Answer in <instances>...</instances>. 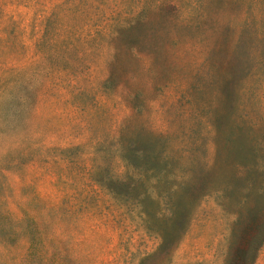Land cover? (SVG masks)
<instances>
[{
    "label": "rangeland",
    "instance_id": "obj_1",
    "mask_svg": "<svg viewBox=\"0 0 264 264\" xmlns=\"http://www.w3.org/2000/svg\"><path fill=\"white\" fill-rule=\"evenodd\" d=\"M0 264H264V0H0Z\"/></svg>",
    "mask_w": 264,
    "mask_h": 264
}]
</instances>
